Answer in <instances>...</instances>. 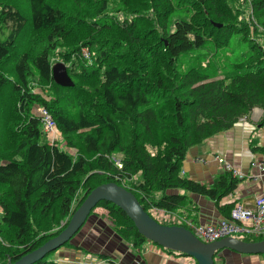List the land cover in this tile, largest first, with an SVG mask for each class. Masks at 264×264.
I'll return each mask as SVG.
<instances>
[{
	"label": "trees",
	"instance_id": "obj_1",
	"mask_svg": "<svg viewBox=\"0 0 264 264\" xmlns=\"http://www.w3.org/2000/svg\"><path fill=\"white\" fill-rule=\"evenodd\" d=\"M56 57L71 84L55 79ZM36 85L50 87V100ZM1 89L10 94L0 134V264L57 236L67 226L60 221L105 183L134 193L149 214L199 224L188 195L219 205L242 179L224 171L205 185L183 175V162L191 148L264 111V0H0ZM38 106L67 148L47 143ZM234 205H219L224 218ZM98 208L120 220L136 249L150 242L114 204ZM51 254L34 264H63Z\"/></svg>",
	"mask_w": 264,
	"mask_h": 264
},
{
	"label": "crops",
	"instance_id": "obj_2",
	"mask_svg": "<svg viewBox=\"0 0 264 264\" xmlns=\"http://www.w3.org/2000/svg\"><path fill=\"white\" fill-rule=\"evenodd\" d=\"M262 113L263 110L254 109L248 117L241 119L234 127L193 147L186 155L182 166L183 175L205 185L215 183L227 164L244 174L237 189L220 201L221 207L236 203L253 207L256 198L261 194L263 179L259 178L258 168L252 167L251 163L254 161L264 163V154L255 152L256 147L264 146ZM218 157L223 160V163L219 162ZM188 198L190 205L196 209L191 217L195 218L199 224H214L225 217L215 201L199 195H188ZM189 210L184 209L181 213L186 211L188 213ZM145 250L141 264H188L191 259L164 253L158 246L150 245ZM215 260L216 264H264V255H242L224 250L216 256ZM190 264L194 263L190 262Z\"/></svg>",
	"mask_w": 264,
	"mask_h": 264
},
{
	"label": "water",
	"instance_id": "obj_3",
	"mask_svg": "<svg viewBox=\"0 0 264 264\" xmlns=\"http://www.w3.org/2000/svg\"><path fill=\"white\" fill-rule=\"evenodd\" d=\"M218 27L221 25L216 24ZM54 67V77L61 84H71L63 64ZM109 202L124 211L138 232L162 248L193 258L198 264H216V256L229 250L242 255H264V240L247 242L226 237L214 242L201 241L189 228L177 224H163L151 216L134 193L115 183H105L94 188L75 210L67 226L55 237L19 260L9 259L7 264H34L71 241L91 217L99 203Z\"/></svg>",
	"mask_w": 264,
	"mask_h": 264
},
{
	"label": "rangeland",
	"instance_id": "obj_4",
	"mask_svg": "<svg viewBox=\"0 0 264 264\" xmlns=\"http://www.w3.org/2000/svg\"><path fill=\"white\" fill-rule=\"evenodd\" d=\"M137 2H139V0H137ZM249 13L250 10H248V12L244 11V13L240 15V19L248 20ZM23 42L24 40L22 38L19 45H21ZM84 52H88V49L84 48L83 54ZM89 56H90L89 54L86 55L84 54V57L86 58ZM53 62L54 64H57L58 62H60V60L56 57L53 60ZM57 68L58 66L55 67L56 70ZM39 86L36 85L34 92H39L41 94L43 93L45 97L44 99L50 100V95H52L51 90L48 89L50 87L46 89V87L44 88L40 86L39 88ZM44 90H47L48 92H44ZM6 93L7 96L9 97L10 93L7 89L0 90V134H3V131L6 127V122L3 121L4 117L6 116L4 114L5 109L2 110V108H6L8 106L6 105L8 102V98L5 96L6 100L4 99V94ZM53 94L56 95V93ZM41 107L42 106H38L35 108V114L37 116H39L40 113L39 110ZM261 117L262 120L264 118V111L261 114ZM5 131H7L5 134L9 138V133H10L9 130L6 128ZM57 131L58 132L55 134L56 136L53 137L54 142H50L46 138L47 143L57 144L63 149L67 148L65 137L62 136L59 130ZM72 141L80 142L77 136H74L72 138ZM70 152L74 154L77 153L78 151L77 149L74 148L71 149ZM114 157L118 161L120 160L119 155H116ZM119 166L121 165L119 164ZM140 180L141 177L136 176L132 179V182L138 184ZM79 197L80 198L82 197V192ZM78 198L76 199L74 206L79 205ZM0 216H1V211H0ZM116 221L120 222L118 218L115 219L114 217H111L107 210H104L103 208L96 209V213L91 215V217L85 223V225L71 239L70 243L67 245L65 244L61 248L52 252V254L49 256L50 259L56 260L63 264H111L110 262H116L117 264H133L134 261H135L134 264H141V262L143 261L142 255L143 253L146 252V250L144 251V249L147 248V246L150 245L156 246V245H153L152 242H148L143 249H136L133 245L132 239L127 236L125 237L122 231L117 230ZM172 222H175V220L173 219ZM170 223L171 221H168L167 224ZM67 224H68V219H65L60 221V224L58 226L65 227ZM158 248L164 253L167 252L161 249L160 247ZM105 256H107L111 261L108 260V258H104ZM190 262H193L194 264H198L196 260L193 258H191L190 261H188V264H190Z\"/></svg>",
	"mask_w": 264,
	"mask_h": 264
},
{
	"label": "built area",
	"instance_id": "obj_5",
	"mask_svg": "<svg viewBox=\"0 0 264 264\" xmlns=\"http://www.w3.org/2000/svg\"><path fill=\"white\" fill-rule=\"evenodd\" d=\"M84 54H89L84 52ZM39 117L42 123L45 137L50 142H54V136L58 132L57 124L53 118L51 112L41 107L39 110ZM219 162L223 163L221 158H217ZM252 167L258 168L260 171V179H263L262 191L259 197L256 198L253 207H247L243 204L236 203L231 211L230 218H223L214 224H195L194 222L184 219L172 212H167L160 209L152 208L150 210L151 216H153L159 222L163 224L171 221L172 223H186L189 229L203 242H214L226 237L234 238H263L264 239V163L252 162ZM224 171H232L233 175L242 178L244 174L230 165L224 166ZM175 217H174V216ZM176 222H172V220Z\"/></svg>",
	"mask_w": 264,
	"mask_h": 264
}]
</instances>
